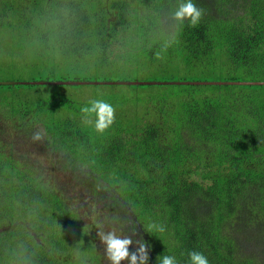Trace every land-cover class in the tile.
<instances>
[{
	"label": "trees",
	"instance_id": "obj_1",
	"mask_svg": "<svg viewBox=\"0 0 264 264\" xmlns=\"http://www.w3.org/2000/svg\"><path fill=\"white\" fill-rule=\"evenodd\" d=\"M182 2L0 0V50L71 58L53 81H0V222L16 224L0 234V264H108L98 224L135 229L148 264H189L190 251L264 264V84H235L264 82V0H193L199 24L177 28ZM149 66L195 83L106 84L115 122L103 134L82 122L89 100L67 88L108 92L93 81L142 82ZM208 81L226 84L196 83ZM135 89L165 90L143 100Z\"/></svg>",
	"mask_w": 264,
	"mask_h": 264
},
{
	"label": "clouds",
	"instance_id": "obj_2",
	"mask_svg": "<svg viewBox=\"0 0 264 264\" xmlns=\"http://www.w3.org/2000/svg\"><path fill=\"white\" fill-rule=\"evenodd\" d=\"M203 16V10L198 8L193 0H184L179 3L171 13V19L176 23L177 28H182L184 22L187 21L190 27H196ZM171 42H166L161 51L156 52V59H163L162 52L166 51ZM82 122L91 126L96 133L103 134L115 122L116 109L112 104L103 99H92L86 105L79 109ZM46 133L43 130H36L31 135L33 143L43 142ZM101 190V186L97 185V191ZM98 229L97 236L103 245L104 257L108 264H121V261H128V264H148L149 246L143 239L133 240L132 236L136 234V230L131 235L121 236L113 228L105 231L102 224L96 226ZM166 227L161 223H151L148 225V232H165ZM82 244V242H81ZM135 244L133 251H129L130 245ZM189 264H209L205 255L198 251H190L188 253ZM159 264H177L174 256L163 255L159 257Z\"/></svg>",
	"mask_w": 264,
	"mask_h": 264
},
{
	"label": "rangeland",
	"instance_id": "obj_3",
	"mask_svg": "<svg viewBox=\"0 0 264 264\" xmlns=\"http://www.w3.org/2000/svg\"><path fill=\"white\" fill-rule=\"evenodd\" d=\"M17 51V50H15ZM18 53V52H17ZM54 55V62L48 61L46 63H42L34 60H30L33 58V55H30L29 53H21L15 57H10V55H7L5 52L0 50V68H3L0 71V81H27L28 79H34V78H43L45 80H55V74H59L60 77L65 72V64L71 61V58L66 57L65 55H62V53H53ZM16 59V61H15ZM57 62V63H56ZM147 72L149 73L146 78L143 79L144 81L148 82H162V83H170V82H176V79H181L178 75L172 74V72L169 73H163L160 71H157L156 67H150L147 69ZM183 78V77H182ZM112 79L119 80L117 74L112 75ZM65 80V79H62ZM119 82V81H114ZM136 82V81H135ZM212 82V81H208ZM106 85V84H105ZM43 86H38L37 88L41 89ZM22 89L19 92H26L31 91L35 92L38 90L37 88H31L27 89L25 87H21ZM108 92L103 91H97V89H94L92 87H83V89H76L71 90L70 88H67V94L70 97L71 93L73 92L78 95H73V98H76L79 101L84 102V100H91V99H98L104 96L105 94L109 93V96L106 98V101L109 103L113 100V97L116 96L117 90L109 91V89L105 88ZM136 91L140 92L137 96L139 98H142L144 100L145 97H148L149 95H155V92L162 93L165 89H157L154 91H143L141 89H135ZM4 95V93H1V97ZM9 98H12L10 95H5ZM1 146V144H0ZM43 167L47 168V172H50L52 169H55V166H53V163H48L46 159H43ZM46 178H51L50 175L46 176ZM87 221H90L87 219ZM92 222V221H91ZM90 222V223H91ZM12 224L5 222H0V234L5 232L7 228H10ZM16 224H13L14 226ZM6 242H1V244ZM136 247L135 244L130 245V248ZM84 256V255H83ZM121 264H125V261H121Z\"/></svg>",
	"mask_w": 264,
	"mask_h": 264
},
{
	"label": "water",
	"instance_id": "obj_4",
	"mask_svg": "<svg viewBox=\"0 0 264 264\" xmlns=\"http://www.w3.org/2000/svg\"><path fill=\"white\" fill-rule=\"evenodd\" d=\"M9 82V81H6ZM20 82H28V81H20ZM30 82H39V83H48L49 81H30ZM56 83H88L89 81H67V80H61V81H55ZM190 83H195V82H182V81H177V82H170V83H162V82H148V81H119V82H114V81H103L100 80L99 81H93V84H121V85H128V84H132V85H176V84H190ZM196 83H201V84H206V85H220V84H226V82H196ZM230 84H233V82H229ZM235 84H264V82H235Z\"/></svg>",
	"mask_w": 264,
	"mask_h": 264
}]
</instances>
